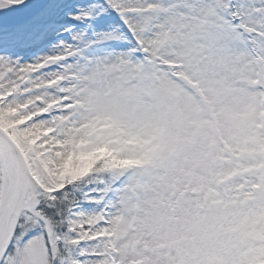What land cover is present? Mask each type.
Masks as SVG:
<instances>
[{"label":"snow or ice","instance_id":"1","mask_svg":"<svg viewBox=\"0 0 264 264\" xmlns=\"http://www.w3.org/2000/svg\"><path fill=\"white\" fill-rule=\"evenodd\" d=\"M0 264H264V0H0Z\"/></svg>","mask_w":264,"mask_h":264}]
</instances>
